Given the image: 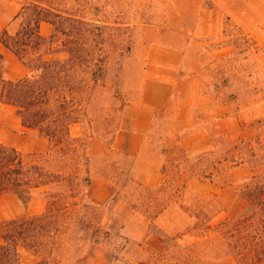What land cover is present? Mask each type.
Segmentation results:
<instances>
[{
	"label": "rangeland",
	"instance_id": "rangeland-1",
	"mask_svg": "<svg viewBox=\"0 0 264 264\" xmlns=\"http://www.w3.org/2000/svg\"><path fill=\"white\" fill-rule=\"evenodd\" d=\"M197 2L33 0L9 29L20 31L35 16L32 3H40L56 22L53 48L89 37L105 60L95 67L100 80L83 103L82 122L71 129L76 155L65 157L67 180L37 190L29 203L0 196L3 220L50 214L45 232L38 219L31 222L27 242L39 243L20 246L21 264H238L219 228L244 213L240 185L264 177V49L230 21L219 38H193ZM221 47L229 53L206 55ZM181 49L186 68L140 159L120 151L123 112L140 102L149 61ZM9 113L0 109V143L25 154L49 151L37 133L10 128ZM57 161L53 152L47 169L56 172ZM242 251L240 264H249V246Z\"/></svg>",
	"mask_w": 264,
	"mask_h": 264
},
{
	"label": "trees",
	"instance_id": "trees-1",
	"mask_svg": "<svg viewBox=\"0 0 264 264\" xmlns=\"http://www.w3.org/2000/svg\"><path fill=\"white\" fill-rule=\"evenodd\" d=\"M34 18H29L15 35L8 29L0 32V45L11 51L27 67L28 73L20 79L7 75V61L0 51V102L16 108L24 127L50 142L46 153L25 154L0 143V196L17 195L26 203L32 201L37 190L63 184L68 165L65 157L76 155L71 129L82 122L83 103H88L91 92L98 85L100 76L95 67L105 61L94 49V40L75 36L62 41V47L53 48L60 38L58 33L44 37L40 33L42 21L56 26L45 13L50 11L40 3H32ZM28 9H24L21 15ZM20 15V16H21ZM79 21V20H78ZM66 53L67 58L55 54ZM58 157L59 169L51 172L47 163L52 153ZM44 160V161H43ZM74 171L71 178L78 179L79 161L72 158ZM240 203L244 213L239 219L224 222L219 231L234 251L233 260L240 264L241 249L249 246V264H264V177L253 176L239 188ZM50 191L44 190V194ZM48 212L40 216L25 215L11 220L0 218V264H21L20 246L33 248L27 242L33 232L31 222L38 219L40 229L48 227ZM239 249V250H238ZM242 256V257H241ZM38 264H44L43 262Z\"/></svg>",
	"mask_w": 264,
	"mask_h": 264
},
{
	"label": "crops",
	"instance_id": "crops-1",
	"mask_svg": "<svg viewBox=\"0 0 264 264\" xmlns=\"http://www.w3.org/2000/svg\"><path fill=\"white\" fill-rule=\"evenodd\" d=\"M28 2L33 0H0V32L5 28L11 29ZM211 2L210 9H203V2L200 0L197 2L199 10L196 15L193 38L205 40L219 38L224 35L227 21H230L243 29L257 48L264 49V0H211ZM40 33L44 37H50L53 33V25L42 21ZM0 51L7 61L8 77L20 79L28 73L27 67L11 51L2 45H0ZM202 53L199 52L198 57H202ZM228 53V47H221L216 51L207 52L206 55L222 56ZM186 59L187 53L183 49L176 50L172 57L170 55L163 58L162 56L151 58L145 70L140 102L124 109L122 127L115 141L120 151L140 159L146 137L153 129L156 114L173 100L181 72L186 68ZM212 60L207 61L206 64ZM0 109L9 110L7 120L14 125L10 128L17 131L26 128L16 114L14 106L0 102ZM2 142L5 141L2 140ZM2 242L0 237V244Z\"/></svg>",
	"mask_w": 264,
	"mask_h": 264
}]
</instances>
